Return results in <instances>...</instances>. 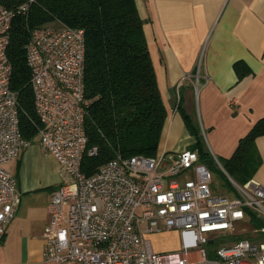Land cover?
<instances>
[{
    "label": "built area",
    "instance_id": "1",
    "mask_svg": "<svg viewBox=\"0 0 264 264\" xmlns=\"http://www.w3.org/2000/svg\"><path fill=\"white\" fill-rule=\"evenodd\" d=\"M35 2L0 0V241L20 200L9 164L31 143L20 130L7 48L14 17H27ZM25 59L36 139L62 175L47 205L41 264H264V224L252 226L249 213L264 222V185L251 179L239 184L217 161L233 189L214 192L212 172L197 150L118 155L91 175L82 171L84 153L97 152L96 146L87 148L84 127L82 28L59 22L33 27ZM182 173H188L182 181L174 178ZM245 227L251 236L215 244L220 232L242 233ZM169 229L180 232L181 248L154 250L148 236Z\"/></svg>",
    "mask_w": 264,
    "mask_h": 264
},
{
    "label": "crops",
    "instance_id": "2",
    "mask_svg": "<svg viewBox=\"0 0 264 264\" xmlns=\"http://www.w3.org/2000/svg\"><path fill=\"white\" fill-rule=\"evenodd\" d=\"M134 1L166 109L157 153L193 147L188 115L210 165L221 164L264 116V0ZM255 146L260 164L251 182L264 185V135ZM9 168L20 200L0 241V264H41L59 165L35 139ZM179 236L169 229L148 237L163 251L180 249Z\"/></svg>",
    "mask_w": 264,
    "mask_h": 264
},
{
    "label": "trees",
    "instance_id": "3",
    "mask_svg": "<svg viewBox=\"0 0 264 264\" xmlns=\"http://www.w3.org/2000/svg\"><path fill=\"white\" fill-rule=\"evenodd\" d=\"M2 2L8 4V0ZM49 22L84 30V127L87 148L96 146L97 152L84 153L82 171L91 175L118 155L154 156L166 109L134 0H36L27 17H14L7 56L12 66L10 88L17 94L22 136L33 142L38 131L25 44L33 27ZM183 116L189 130L197 136L192 149L197 150L200 161L211 163L190 117ZM260 135H264V116L239 139L233 153L220 160L227 174L239 184L249 181L260 164L255 146V138ZM249 213L252 226L264 224ZM244 236L249 237V233L226 237L236 240Z\"/></svg>",
    "mask_w": 264,
    "mask_h": 264
},
{
    "label": "rangeland",
    "instance_id": "4",
    "mask_svg": "<svg viewBox=\"0 0 264 264\" xmlns=\"http://www.w3.org/2000/svg\"><path fill=\"white\" fill-rule=\"evenodd\" d=\"M208 166L212 172V179L210 182V186L214 192H216V193H227L228 190L233 189L230 179L228 178V181H229L228 182L224 178V176L222 175L221 169L218 166V163H216L215 165H210V163H208ZM166 168H167L166 166L160 167L159 171L162 172ZM187 175H188V173H182L180 175L174 176V178H176L179 181H182ZM230 194H232V193H230ZM245 229L246 230L243 231L242 234L246 235L247 233H249V236H251L252 232L249 230V228L245 227ZM227 235L228 234H226L224 232H220L218 234V237H217L218 239H216V241H215V244L228 243L230 240H232V239H228V237H226ZM244 237H248V236H244ZM174 239L181 241V236H179L178 238H174ZM151 241H152V247L155 250V244H153V238L151 239ZM181 243H182V241H181ZM173 250H175V249H173ZM173 250H163V251H173Z\"/></svg>",
    "mask_w": 264,
    "mask_h": 264
}]
</instances>
